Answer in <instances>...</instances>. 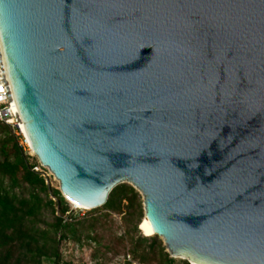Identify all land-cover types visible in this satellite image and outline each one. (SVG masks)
<instances>
[{"label":"water","instance_id":"obj_1","mask_svg":"<svg viewBox=\"0 0 264 264\" xmlns=\"http://www.w3.org/2000/svg\"><path fill=\"white\" fill-rule=\"evenodd\" d=\"M0 54L66 201L126 183L170 257L264 264V0H0Z\"/></svg>","mask_w":264,"mask_h":264},{"label":"trees","instance_id":"obj_2","mask_svg":"<svg viewBox=\"0 0 264 264\" xmlns=\"http://www.w3.org/2000/svg\"><path fill=\"white\" fill-rule=\"evenodd\" d=\"M16 131L15 127L0 121V264H43L44 258L57 263L60 257L59 239L70 233L78 241L80 235L73 221L63 218L69 208L59 189L45 183L41 173L33 169L29 155L18 144ZM102 208L106 215L122 213L124 208H136L139 216L143 214L141 195L126 183L115 186L109 192ZM48 211L51 221L47 220ZM58 233L59 239L56 238ZM150 240L148 252L152 254V260H156L158 255L165 264H172L174 259L164 252L160 241ZM154 244L158 245L157 250ZM131 252L140 262H152L135 241ZM183 263L189 264L186 260Z\"/></svg>","mask_w":264,"mask_h":264},{"label":"rangeland","instance_id":"obj_3","mask_svg":"<svg viewBox=\"0 0 264 264\" xmlns=\"http://www.w3.org/2000/svg\"><path fill=\"white\" fill-rule=\"evenodd\" d=\"M15 134L19 138L18 144L29 155V162L34 165L33 169L41 173L45 178V183L58 188V181L46 167L40 165L37 157L31 152L22 130L17 128ZM66 203L69 211L63 215V218L73 221L80 239L74 240L70 233H67V237L59 239V233L56 234V238L59 239L60 252L58 262L55 263L52 259L44 258L43 264H165L162 257L158 255L156 260H152V254L148 252L151 243L150 238L160 241L164 247V252L170 257L159 236H145L143 230L140 231L139 222L142 220L143 214L139 216L136 208H124L122 213L106 215L102 206L85 210L74 208L67 201ZM50 217L51 214L48 211V221H51ZM40 226L44 225L40 224ZM143 237H147L148 240H141ZM134 241L147 254L146 258L150 257L152 262H140L133 256L131 248ZM153 247L155 250L158 249L157 244H154ZM127 254L130 256L129 260H127ZM173 259L172 264H184L181 258L175 257Z\"/></svg>","mask_w":264,"mask_h":264},{"label":"built area","instance_id":"obj_4","mask_svg":"<svg viewBox=\"0 0 264 264\" xmlns=\"http://www.w3.org/2000/svg\"><path fill=\"white\" fill-rule=\"evenodd\" d=\"M13 100L4 74L3 63L0 54V121L9 124L16 129L20 128L19 119L13 109ZM130 259L127 254V260Z\"/></svg>","mask_w":264,"mask_h":264},{"label":"bare ground","instance_id":"obj_5","mask_svg":"<svg viewBox=\"0 0 264 264\" xmlns=\"http://www.w3.org/2000/svg\"><path fill=\"white\" fill-rule=\"evenodd\" d=\"M13 104V103H12ZM13 109H14V111H15V113H16V115H17V117H18V119H19V125H20V127H21V129H22V131H23V124H22V122H21V120H20V118H19V116H18V112H17V110H16V107H15V104H13ZM27 143V142H26ZM74 208H78V209H85V210H90V209H93V208H87V207H84V206H81V205H79V204H76L75 202H73V201H71V200H67ZM98 207V206H97ZM96 208V207H95ZM141 227L143 228V230H144V234L143 235H149V236H151V235H155L154 233H153V230H152V227H151V225H150V223L148 222V220H147V218L145 217V216H143V219H142V222H141V224H140V226H139V228L141 229ZM177 258L179 257V256H176Z\"/></svg>","mask_w":264,"mask_h":264}]
</instances>
